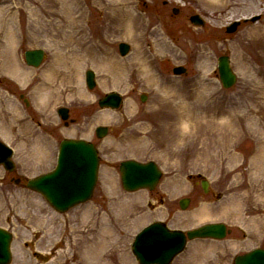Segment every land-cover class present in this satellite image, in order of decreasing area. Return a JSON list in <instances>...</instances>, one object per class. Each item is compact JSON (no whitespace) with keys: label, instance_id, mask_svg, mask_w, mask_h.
<instances>
[{"label":"rangeland","instance_id":"obj_1","mask_svg":"<svg viewBox=\"0 0 264 264\" xmlns=\"http://www.w3.org/2000/svg\"><path fill=\"white\" fill-rule=\"evenodd\" d=\"M130 1L128 14H139L141 42L150 49L148 66L133 70L137 42L126 32L108 34L117 19L100 0H0V140L14 149L15 163L12 172L0 166V227L13 233L10 264H95L84 247L94 236L97 264H139L132 242L155 221L183 230L211 222L230 228L222 240H191L172 264H234L237 255L264 248V0H240L237 15L224 23H215L199 0ZM195 14L203 26L190 22ZM235 20L236 31L228 32ZM73 21L97 56L124 63L113 70L116 79L95 54L83 59L68 41L79 35ZM120 42L130 45L126 55ZM33 48L46 53L37 68L24 59ZM221 55L238 77L230 88L220 81ZM177 65L188 72L175 75ZM88 69L96 74L92 89ZM112 91L122 104L101 108L99 99ZM61 107L71 110L67 126ZM97 126L109 127L104 138ZM212 131L236 135L208 136ZM68 138L96 145L99 172L90 199L58 212L27 182L54 169ZM126 159L154 160L163 171L156 188L124 190L119 165ZM184 197L186 209L179 204Z\"/></svg>","mask_w":264,"mask_h":264},{"label":"water","instance_id":"obj_2","mask_svg":"<svg viewBox=\"0 0 264 264\" xmlns=\"http://www.w3.org/2000/svg\"><path fill=\"white\" fill-rule=\"evenodd\" d=\"M191 21L203 25L204 20L199 15L191 16ZM238 21L228 26V31H235ZM130 45L120 43L122 55L128 53ZM43 49H29L25 52L26 62L33 67H39L44 59ZM218 67L223 86L228 88L236 81V75L230 66V58L226 55L219 57ZM186 71L183 66L174 67L175 74ZM94 72H86V81L90 88L96 84ZM143 101L146 96H142ZM122 97L116 92H110L99 100L103 108H118ZM67 108H60L63 119L69 116ZM96 135L102 138L107 135L108 127L98 126ZM13 149L0 141V165L9 171L14 170L11 160ZM99 167V156L95 145L83 139H65L60 143L56 167L53 171L30 179L28 187L34 189L47 199L58 211L64 212L70 207L88 200L94 190ZM123 187L134 191L140 188L154 189L159 182L162 171L154 161L139 162L128 159L120 163ZM206 183L204 187L206 188ZM188 200L181 201L185 208ZM227 227L223 223H208L198 228L188 230H172L162 222H155L140 231L132 244V250L140 264H170L174 257L183 251L187 240L197 238H224ZM12 233L0 227V264H9L12 259ZM236 264H264V250L254 249L235 259Z\"/></svg>","mask_w":264,"mask_h":264},{"label":"bare ground","instance_id":"obj_3","mask_svg":"<svg viewBox=\"0 0 264 264\" xmlns=\"http://www.w3.org/2000/svg\"><path fill=\"white\" fill-rule=\"evenodd\" d=\"M199 1L202 2L203 5L212 9V14H213L212 17L216 15L215 17H213L215 23H224L228 18L230 19V18L235 17L238 13L239 7L241 6L240 0H199ZM100 2L106 6L105 9L109 8L110 12L109 11L108 12L112 14V17L117 19V26L113 24L110 29L108 28V31H107L109 32L108 34L114 35V34H120V32L121 33L126 32L127 34L130 35V38L132 40L137 42L136 52L134 53L133 61H132L131 66H129V68L133 70L135 66H139V65H142L145 67L148 66V63L150 62V60L147 58L146 54H147V51H150V49L145 47L144 42H141V39H143V35L141 34V32L140 33L138 32V30L139 31L141 30V27H140L141 23H139V21H141V18L139 17V14H136L135 16H131L128 14L129 12L128 7L130 6L131 1L130 0H116L113 4L110 2V0H100ZM121 7L125 8L126 10L120 9ZM120 14H123V15H120ZM118 15H120L119 18H117ZM78 24H79L78 21H73V24L71 23V26L74 29L78 27L77 32L79 35H82V36H79V35L78 37L69 36L68 41L80 47L81 58L84 59L85 57L84 54L86 56H89L92 54L96 55L97 48L93 47V44H91L88 35L85 34L84 30L81 29V26ZM252 29H254V31H256V29L259 30V26H254L252 27ZM250 32H252V30H250ZM246 37H247V34L243 33L242 36L238 39L237 43L234 45V48L240 49L242 46L243 39ZM94 59L96 61H101L104 64H107L108 67H110L109 75H107V77L110 79L117 78V75L113 73L114 69L125 68L124 63H122L123 65H121L120 62H118L116 59L110 56V54H107V53H105L104 56L96 55ZM4 61L5 59L0 62L4 63ZM123 83H124V80L118 81V84H123ZM4 99L5 98L0 95V105H3ZM0 115L4 116L3 109L0 110ZM206 134L208 133L206 132ZM230 135L234 136L236 135V132L221 131V133L216 134L215 131H212L210 134H208V136H219V137H222L223 139L229 138V137L231 138ZM210 143L211 142H209L208 144L210 145ZM205 150H206V147H205ZM202 155L206 156V159H208L206 152L205 154L204 152H202ZM208 160L210 161V158ZM95 238L96 236L92 237L89 240H86V241L84 240L85 241L84 247H89V246L91 247L89 251L85 253V258L87 260H92L93 263L97 264L99 261V252H98V242L95 241Z\"/></svg>","mask_w":264,"mask_h":264},{"label":"flooded vegetation","instance_id":"obj_4","mask_svg":"<svg viewBox=\"0 0 264 264\" xmlns=\"http://www.w3.org/2000/svg\"><path fill=\"white\" fill-rule=\"evenodd\" d=\"M71 111V110H70Z\"/></svg>","mask_w":264,"mask_h":264}]
</instances>
